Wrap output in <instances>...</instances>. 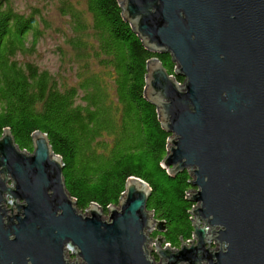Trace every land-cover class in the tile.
<instances>
[{"label": "water", "instance_id": "water-1", "mask_svg": "<svg viewBox=\"0 0 264 264\" xmlns=\"http://www.w3.org/2000/svg\"><path fill=\"white\" fill-rule=\"evenodd\" d=\"M117 1L143 46L169 53L175 75L185 78L180 85L153 57L144 96L171 134L162 166L172 174L188 171L197 188L188 197L197 203L190 212L197 242L171 253L159 248L160 236L147 237L153 227L162 231V223L147 210L150 188L138 177L126 180L107 220L95 203L83 215L47 135L34 132L29 153L6 129L0 264H71L68 250L80 259L73 264H264V0ZM8 176L14 187L5 186ZM6 202L16 214L7 215ZM151 242L166 262L149 259Z\"/></svg>", "mask_w": 264, "mask_h": 264}, {"label": "trees", "instance_id": "trees-1", "mask_svg": "<svg viewBox=\"0 0 264 264\" xmlns=\"http://www.w3.org/2000/svg\"><path fill=\"white\" fill-rule=\"evenodd\" d=\"M84 1L100 70L89 73L80 67L76 82L60 83L48 71L17 59L33 49L38 22L0 0V136L8 129L15 144L32 153V134L45 133L62 160L66 190L79 210L92 203L102 210L118 205L126 180L140 178L150 188L147 210L162 223L158 235L178 247L192 239L194 230L191 177L186 170L172 174L162 166L171 134L144 96L147 62L155 57L177 81L183 78L175 75L169 53L155 54L143 46L117 0ZM61 6L72 20L75 38L69 44L80 60L87 43L79 33L86 23L68 3ZM29 35L31 47L26 46Z\"/></svg>", "mask_w": 264, "mask_h": 264}, {"label": "rangeland", "instance_id": "rangeland-1", "mask_svg": "<svg viewBox=\"0 0 264 264\" xmlns=\"http://www.w3.org/2000/svg\"><path fill=\"white\" fill-rule=\"evenodd\" d=\"M13 8L18 13L24 15H33L37 22H38V36L37 40L34 43L33 49L29 53L18 54L17 59L21 62H30L36 65L41 70H46L57 79L58 82H69L74 83L76 82V74L77 70L80 67L83 70H89V73L99 71L100 68L97 65V61L94 59L93 48H96V40L93 37V30L91 29V17L90 14L86 10V5L84 0H8ZM62 1L69 4L70 8L73 9L75 12H80L81 19L84 20L86 23V29L84 32L79 33L81 35V39H84L87 43V48L80 50L79 54L82 55L79 59L76 58L77 51L73 50L71 45L69 44L70 38H75V32L72 30V20L70 16L65 15L63 11V7L61 6ZM32 36L29 35L27 38V47H31L32 45ZM91 48V49H90ZM85 59V61L83 60ZM174 76V74L170 75ZM183 78V77H182ZM176 79V78H175ZM184 79L182 81H177L180 85H183ZM106 82L109 83L110 81L106 79ZM192 178V177H191ZM5 186H13L11 178H7L5 182ZM197 190L196 187L191 188L189 191V195L193 193V191ZM3 197L6 200L12 201L13 198L8 194H4ZM16 204H24L22 199H15ZM11 205V209H7ZM4 209H6L7 215L16 214L17 208L14 206V203L6 202L2 203ZM197 206V203L194 204L193 208ZM90 207V206H89ZM86 208L84 210H79L83 215H89V211ZM11 211V213H10ZM102 218L107 220L109 216L108 208L107 210L101 209ZM194 215H192V220L194 219ZM154 219V218H152ZM156 220V219H154ZM203 223L200 220L199 227H202ZM210 230V229H209ZM158 229L151 228L150 231L146 233L148 238L156 239L158 236ZM161 237V236H160ZM208 240V239H207ZM195 245L197 242V238L192 239L189 242H182L187 248L190 246V243ZM207 247V242L204 244ZM151 249L148 251L149 259L154 261L155 263H162L166 262L167 258L163 257L161 261V256L156 252V245L154 242H151ZM217 244L215 240L213 241L208 240V247L210 249L217 248ZM168 248L171 253H175L177 250L181 249V245L178 247H172L167 244L164 239L161 237L159 241V248L164 249ZM148 249V244L147 247ZM74 251V250H73ZM67 258L71 264L74 262H80V259L76 254L69 251L67 254ZM182 264H188L187 262H183ZM202 264H206V262H202Z\"/></svg>", "mask_w": 264, "mask_h": 264}, {"label": "bare ground", "instance_id": "bare-ground-1", "mask_svg": "<svg viewBox=\"0 0 264 264\" xmlns=\"http://www.w3.org/2000/svg\"><path fill=\"white\" fill-rule=\"evenodd\" d=\"M16 211H17V210H16ZM208 240H209V239H208ZM208 240H207V241H208ZM145 247H147V242H146V245H145ZM69 251H71V250H68V252H69ZM68 252H67V253H68ZM204 263H205V262H204Z\"/></svg>", "mask_w": 264, "mask_h": 264}]
</instances>
